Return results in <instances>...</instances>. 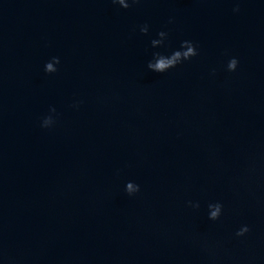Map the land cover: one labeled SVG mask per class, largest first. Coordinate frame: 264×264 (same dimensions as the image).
Segmentation results:
<instances>
[{"label":"water","instance_id":"obj_1","mask_svg":"<svg viewBox=\"0 0 264 264\" xmlns=\"http://www.w3.org/2000/svg\"><path fill=\"white\" fill-rule=\"evenodd\" d=\"M0 264H264V0H0Z\"/></svg>","mask_w":264,"mask_h":264},{"label":"clouds","instance_id":"obj_2","mask_svg":"<svg viewBox=\"0 0 264 264\" xmlns=\"http://www.w3.org/2000/svg\"><path fill=\"white\" fill-rule=\"evenodd\" d=\"M113 5H118L123 9H129L134 5H139L142 0H111ZM234 12L240 11V6L237 3L233 8ZM169 23L174 22V18H169ZM150 30V25L144 23L139 26V31L142 34L147 35ZM169 39V32L165 30H160L157 32L156 37L151 39V47L153 49H166L165 42ZM199 47L192 41L185 39L181 41L179 48L172 49L170 51H153L151 54V59L147 62V68L153 72L165 74L170 70L177 68L178 66L184 64L186 61H191L194 57L199 56ZM61 63L59 56H52L44 65V72L47 74H53L58 72V65ZM240 60L236 56H231L226 64V70L228 72H236L239 68ZM212 74L215 75L216 69L211 70ZM79 103L82 101L75 102L73 107H79ZM57 123L56 120V108L51 106L49 108V114L44 116L40 121V127L44 129L53 128ZM124 191L128 196H135L141 191V185L134 180H128L125 183ZM188 206L193 209H199L200 203L198 201L189 200ZM208 208V219L211 221H218L224 215V204L222 201L210 202L207 206ZM251 228L247 224L241 225L235 232L236 237H245Z\"/></svg>","mask_w":264,"mask_h":264}]
</instances>
